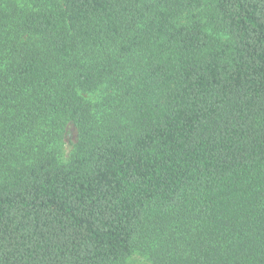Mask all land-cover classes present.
Here are the masks:
<instances>
[{"label": "trees", "instance_id": "1", "mask_svg": "<svg viewBox=\"0 0 264 264\" xmlns=\"http://www.w3.org/2000/svg\"><path fill=\"white\" fill-rule=\"evenodd\" d=\"M135 255L264 264V0H0V264Z\"/></svg>", "mask_w": 264, "mask_h": 264}, {"label": "rangeland", "instance_id": "2", "mask_svg": "<svg viewBox=\"0 0 264 264\" xmlns=\"http://www.w3.org/2000/svg\"><path fill=\"white\" fill-rule=\"evenodd\" d=\"M83 97L89 100L92 103H96L98 99V93L95 92L93 94H84ZM74 129L72 127L67 128L66 138L64 139V143L61 146V156L67 157L70 152V143L74 140ZM124 264H145L144 257L140 255H135L133 258L128 259Z\"/></svg>", "mask_w": 264, "mask_h": 264}]
</instances>
